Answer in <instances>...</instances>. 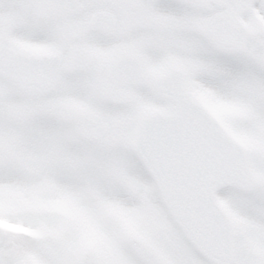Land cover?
Here are the masks:
<instances>
[{
	"label": "snow or ice",
	"instance_id": "6c2138e0",
	"mask_svg": "<svg viewBox=\"0 0 264 264\" xmlns=\"http://www.w3.org/2000/svg\"><path fill=\"white\" fill-rule=\"evenodd\" d=\"M0 264H264V0H0Z\"/></svg>",
	"mask_w": 264,
	"mask_h": 264
}]
</instances>
